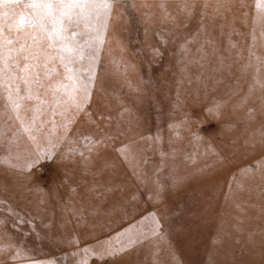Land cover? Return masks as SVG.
I'll use <instances>...</instances> for the list:
<instances>
[{
    "label": "rangeland",
    "instance_id": "374dc122",
    "mask_svg": "<svg viewBox=\"0 0 264 264\" xmlns=\"http://www.w3.org/2000/svg\"><path fill=\"white\" fill-rule=\"evenodd\" d=\"M158 3L114 6L86 112L52 149L54 161L24 170L33 145L0 121V242L22 253L0 264H100L73 253L126 246L140 233L148 239L105 264H264V27L253 21L255 0L226 22L210 7L185 16L180 0H166V19ZM149 213L163 240L150 235Z\"/></svg>",
    "mask_w": 264,
    "mask_h": 264
},
{
    "label": "snow or ice",
    "instance_id": "6c2138e0",
    "mask_svg": "<svg viewBox=\"0 0 264 264\" xmlns=\"http://www.w3.org/2000/svg\"><path fill=\"white\" fill-rule=\"evenodd\" d=\"M119 0H0V121L7 117L27 136L34 152L24 170L40 166L41 160L54 161L52 149L70 139L77 116L86 112L84 105L98 79L96 64L105 44L114 6ZM248 0H180L178 11L191 16L193 10L212 8V17L226 22L233 11H242ZM158 7L166 19L171 17L166 0ZM254 23L264 27V0H255ZM183 23V19L180 20ZM219 23V21H215ZM211 43V41H209ZM47 117V118H45ZM56 117H60L59 120ZM15 135V133H13ZM3 131L0 129V137ZM19 139V137H17ZM85 141L88 137H83ZM47 142L44 151L42 142ZM91 151L90 144L86 145ZM123 151V150H119ZM62 159L65 157L62 156ZM16 168L18 165H11ZM159 195V193H155ZM0 200V206L6 205ZM13 223H25L14 209L8 208ZM155 225L150 235L163 240L159 220L149 213ZM148 217H145L147 219ZM5 220H0V225ZM140 233L129 238L126 246L87 247L73 253L85 257L91 253L100 264L121 256L134 245L147 240ZM10 249H15L10 253ZM22 255L15 243L0 242V261ZM28 264H42L31 260ZM52 264V262H49ZM77 264H87V259Z\"/></svg>",
    "mask_w": 264,
    "mask_h": 264
}]
</instances>
